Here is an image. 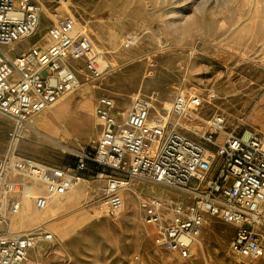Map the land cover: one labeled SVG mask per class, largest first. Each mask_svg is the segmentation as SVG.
Here are the masks:
<instances>
[{
	"label": "built area",
	"instance_id": "built-area-1",
	"mask_svg": "<svg viewBox=\"0 0 264 264\" xmlns=\"http://www.w3.org/2000/svg\"><path fill=\"white\" fill-rule=\"evenodd\" d=\"M41 20L37 0H0V114L13 124L0 157V264H57L32 260V252L54 233L43 227L17 230V219L27 199L43 210L75 189L84 172L95 170L105 181L99 205L107 216L123 208L134 179L175 193L152 194L141 204L143 221L156 228L166 250L193 255L207 218L214 216L236 226L233 252L251 260L264 257V131L228 128L219 112L201 117L203 97L197 93H178L161 110L151 97L137 95L126 112L112 97L100 96L101 134L73 153L72 164L21 151L34 117L79 88L81 64L93 78L103 73L102 52L73 14L55 20L45 42L15 55L6 49L37 34ZM133 37L125 38L126 47Z\"/></svg>",
	"mask_w": 264,
	"mask_h": 264
},
{
	"label": "rangeland",
	"instance_id": "rangeland-1",
	"mask_svg": "<svg viewBox=\"0 0 264 264\" xmlns=\"http://www.w3.org/2000/svg\"><path fill=\"white\" fill-rule=\"evenodd\" d=\"M37 1L42 6L38 33L6 49L15 55L45 42L55 20L75 15L78 26L87 30L102 52L103 73L93 78L81 64V84L70 93L76 95L74 106L85 102L94 108L97 98L108 95L117 109L126 112L133 98L143 95L161 110L169 108L178 93L192 92L203 97L201 117L219 112L227 118L228 128L264 131V0ZM130 34L137 39L126 48L123 42ZM87 117L86 126L76 135L79 139L63 137L49 123L41 129L33 125L21 139L20 149L39 160L62 163L92 144L98 128ZM12 125L0 114V157ZM71 127L78 128V123L72 122ZM95 172H84L86 181L71 191L81 193L80 201L62 209L50 223L23 228L29 210L27 205L22 209L17 230L43 227L54 233L52 241L32 252L33 262L264 264V257L251 260L233 252L230 241L236 226L214 216L207 218L193 255L166 250L157 241L156 228L143 221L141 204L152 194L175 193L134 179L125 192L123 208L117 216H107L99 205L105 181Z\"/></svg>",
	"mask_w": 264,
	"mask_h": 264
},
{
	"label": "crops",
	"instance_id": "crops-1",
	"mask_svg": "<svg viewBox=\"0 0 264 264\" xmlns=\"http://www.w3.org/2000/svg\"><path fill=\"white\" fill-rule=\"evenodd\" d=\"M76 95L70 93L61 96L56 104L44 110L34 117V125L37 129H41L45 123L52 125L53 130L60 133L63 137L72 140L79 139L78 136L84 126L89 115L94 120V126L98 128L93 134L92 141L97 140L102 131V124L98 120L96 114V103L94 108L90 103H79L74 106ZM98 99V98H97ZM97 102V100H96ZM72 122L78 123L77 127H71ZM51 136V135H50ZM62 163L72 164L71 158H63ZM53 205V204H52Z\"/></svg>",
	"mask_w": 264,
	"mask_h": 264
},
{
	"label": "bare ground",
	"instance_id": "bare-ground-1",
	"mask_svg": "<svg viewBox=\"0 0 264 264\" xmlns=\"http://www.w3.org/2000/svg\"><path fill=\"white\" fill-rule=\"evenodd\" d=\"M134 35L135 34H133V36ZM136 39H137L136 37H133L132 40H131V42H130V45L127 46V47L125 46V44H127L126 43V40H125L123 42L124 43V46L126 48H129L130 46H132V44L135 42L134 40H136ZM137 41H139V38H138ZM184 93L185 94H190L192 92H189V93L184 92ZM33 125H34V120H33ZM84 181H86V179H82L80 182H84ZM129 189H130V187H129ZM80 194L81 193H79V192L77 193L75 191V192H69V193L64 194V195L56 196L52 200V202L49 204V206L46 207L43 210H39L36 207L34 208L32 202L29 199H27V201L25 202V205H27V210H29V211H27V217L25 218V223L22 225V227L23 228H30L31 223L32 224L33 223H36V226L41 225L43 223H50L54 218H56L57 215L60 214V212L62 211V209H66V208L68 209L69 207L75 205L78 201H80V199H81ZM129 194H130V192H129ZM133 203H134V210L137 212L139 210V207L135 203V201H133ZM25 205H24V207H25ZM19 216H21V214ZM18 225L19 224L16 222V226H18Z\"/></svg>",
	"mask_w": 264,
	"mask_h": 264
}]
</instances>
